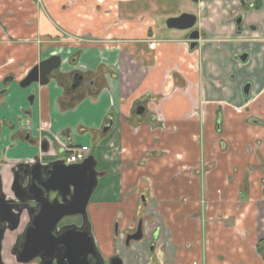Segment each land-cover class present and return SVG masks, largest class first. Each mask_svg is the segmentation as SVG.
<instances>
[{
  "label": "crops",
  "instance_id": "1",
  "mask_svg": "<svg viewBox=\"0 0 264 264\" xmlns=\"http://www.w3.org/2000/svg\"><path fill=\"white\" fill-rule=\"evenodd\" d=\"M254 4L0 0V193L16 200L20 164L88 146L86 225L102 262L264 264V0ZM184 14L193 28H168ZM51 56L49 82L20 88ZM20 199L36 208L34 194ZM30 215L3 235V264H39L20 257Z\"/></svg>",
  "mask_w": 264,
  "mask_h": 264
},
{
  "label": "water",
  "instance_id": "2",
  "mask_svg": "<svg viewBox=\"0 0 264 264\" xmlns=\"http://www.w3.org/2000/svg\"><path fill=\"white\" fill-rule=\"evenodd\" d=\"M195 23V16L184 14L176 19H170L167 26L171 29L190 30ZM198 38L197 31L191 32L189 35L191 49L197 45ZM246 57L247 54H243L240 61L244 62ZM59 65L60 58L57 56L40 62L19 83L20 88H28L32 84L46 85L50 75L59 68ZM248 89L247 84L244 88L245 94ZM94 166L92 157L70 166L61 163L42 165L40 162L32 165L20 164L18 166L20 174L15 175L14 183L17 201L10 200L0 193V243L7 230L14 231L18 227L20 216L26 210L28 214H33V217L30 215L29 218L35 231L27 235L30 249L20 253L22 261L38 259L39 264H105L97 257L86 225V206L98 176ZM26 193L35 195L36 210L25 205V201L20 199ZM51 196L54 197L51 199ZM71 216H80L81 226L74 224L59 226L64 218ZM141 239L142 231L139 225L135 233L126 236L125 244L127 246L130 241L137 242ZM107 264L122 263L114 256Z\"/></svg>",
  "mask_w": 264,
  "mask_h": 264
},
{
  "label": "built area",
  "instance_id": "3",
  "mask_svg": "<svg viewBox=\"0 0 264 264\" xmlns=\"http://www.w3.org/2000/svg\"><path fill=\"white\" fill-rule=\"evenodd\" d=\"M149 46L152 47L153 43L151 42ZM88 153V146L73 148L64 158L61 159V162L67 166L80 164L86 160Z\"/></svg>",
  "mask_w": 264,
  "mask_h": 264
},
{
  "label": "flooded vegetation",
  "instance_id": "4",
  "mask_svg": "<svg viewBox=\"0 0 264 264\" xmlns=\"http://www.w3.org/2000/svg\"><path fill=\"white\" fill-rule=\"evenodd\" d=\"M60 64H61V59H60ZM59 67H60V65H59ZM75 78L76 79H78V80H80L81 79V77L80 76H75ZM75 79V80H76ZM73 148H71V149H69L68 151H70V150H72ZM69 153V152H68ZM67 155V154H66ZM65 154L64 155H62L61 157H60V159H59V161L61 162V159L62 158H64L65 156H66ZM62 163V162H61ZM63 164V163H62ZM64 165V164H63ZM65 166V165H64ZM74 224H76V223H74ZM61 226H64V225H61ZM60 226V227H61ZM131 235V234H130ZM12 254L14 253V254H18L19 253V250H18V248H14L13 250H12V252H11ZM98 258H99V256H97ZM100 259V258H99ZM36 260H38V259H36ZM101 261V260H100ZM0 263L1 264H3L2 263V259H1V253H0Z\"/></svg>",
  "mask_w": 264,
  "mask_h": 264
},
{
  "label": "rangeland",
  "instance_id": "5",
  "mask_svg": "<svg viewBox=\"0 0 264 264\" xmlns=\"http://www.w3.org/2000/svg\"><path fill=\"white\" fill-rule=\"evenodd\" d=\"M160 26H162V27H164V25H163V23L161 22L160 24H158V27H160ZM102 37V36H101ZM77 218H79V217H76V218H73V217H70V218H66L65 219V221H67L68 219L70 220H72V219H77Z\"/></svg>",
  "mask_w": 264,
  "mask_h": 264
},
{
  "label": "trees",
  "instance_id": "6",
  "mask_svg": "<svg viewBox=\"0 0 264 264\" xmlns=\"http://www.w3.org/2000/svg\"><path fill=\"white\" fill-rule=\"evenodd\" d=\"M261 0H255V4L253 7L258 8L260 5Z\"/></svg>",
  "mask_w": 264,
  "mask_h": 264
}]
</instances>
